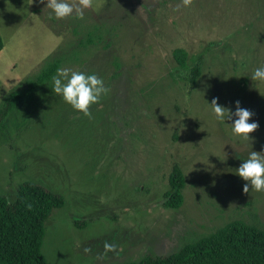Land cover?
Returning a JSON list of instances; mask_svg holds the SVG:
<instances>
[{
	"label": "rangeland",
	"instance_id": "374dc122",
	"mask_svg": "<svg viewBox=\"0 0 264 264\" xmlns=\"http://www.w3.org/2000/svg\"><path fill=\"white\" fill-rule=\"evenodd\" d=\"M50 13L39 0H0V107L55 58L58 68L95 72L108 91L86 116L51 80L0 128V195L12 200L34 181L64 198L45 221L47 264L164 255L232 220L264 230V191L244 192L235 174L248 151L264 149V80L250 78L264 63V0H92L81 18ZM177 47L187 71L200 59L193 85L177 77ZM213 98L253 113L248 140L216 120ZM173 165L183 201L165 208Z\"/></svg>",
	"mask_w": 264,
	"mask_h": 264
},
{
	"label": "trees",
	"instance_id": "16d2710c",
	"mask_svg": "<svg viewBox=\"0 0 264 264\" xmlns=\"http://www.w3.org/2000/svg\"><path fill=\"white\" fill-rule=\"evenodd\" d=\"M3 42L0 36V50ZM177 77L193 85L200 75V59L188 69L187 52L174 48ZM60 59L47 61L34 76L12 89L0 107V128L5 127L7 114L33 98L34 91L52 80ZM183 71L187 73L182 76ZM185 177L178 165L168 175V189L162 202L165 208H178L183 201ZM64 205L61 194L34 181H23L15 197L0 195V264H47L41 246L45 221L52 209ZM77 225L78 223L75 222ZM124 264H264V230L242 220H232L216 231L185 244L164 255H144L138 261Z\"/></svg>",
	"mask_w": 264,
	"mask_h": 264
},
{
	"label": "clouds",
	"instance_id": "9594fccd",
	"mask_svg": "<svg viewBox=\"0 0 264 264\" xmlns=\"http://www.w3.org/2000/svg\"><path fill=\"white\" fill-rule=\"evenodd\" d=\"M44 7L51 10L50 15L57 19L71 17L73 14L77 18L83 17V9L91 6L92 0H78V3L70 0H39ZM186 6L189 0H182ZM179 7V5H177ZM250 78L252 80H264V63L256 67ZM51 90L60 96L64 103L71 106L72 109L89 115V106L97 103L102 94L108 91L103 78L95 72L86 73L80 70L70 68H57L55 75L52 76ZM235 107L230 110L228 107L217 103L216 98L210 102L211 112L217 121L231 120V133L242 140L250 138L249 133L253 132L258 124L255 121L249 122L253 113L240 106V101L233 102ZM235 117V119H232ZM235 174L245 183L243 191L247 192L249 188L254 191H264V149L261 151H248L246 158L241 159V163L236 167ZM113 246L105 244L106 249Z\"/></svg>",
	"mask_w": 264,
	"mask_h": 264
}]
</instances>
